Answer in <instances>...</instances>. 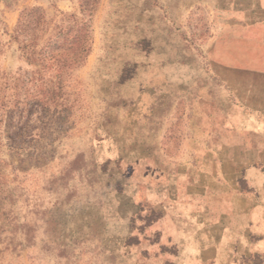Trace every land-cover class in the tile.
<instances>
[{
	"label": "rangeland",
	"instance_id": "374dc122",
	"mask_svg": "<svg viewBox=\"0 0 264 264\" xmlns=\"http://www.w3.org/2000/svg\"><path fill=\"white\" fill-rule=\"evenodd\" d=\"M231 5L0 0V264H179L184 168L240 169L199 126Z\"/></svg>",
	"mask_w": 264,
	"mask_h": 264
},
{
	"label": "crops",
	"instance_id": "0c3cea01",
	"mask_svg": "<svg viewBox=\"0 0 264 264\" xmlns=\"http://www.w3.org/2000/svg\"><path fill=\"white\" fill-rule=\"evenodd\" d=\"M227 13L218 63L244 97L230 107L208 104L199 126L216 135L214 148L222 151L214 157L240 169L184 168L186 188L200 196L183 204L191 215L190 228L176 232L179 264H263L250 256H264V0H232Z\"/></svg>",
	"mask_w": 264,
	"mask_h": 264
},
{
	"label": "trees",
	"instance_id": "16d2710c",
	"mask_svg": "<svg viewBox=\"0 0 264 264\" xmlns=\"http://www.w3.org/2000/svg\"><path fill=\"white\" fill-rule=\"evenodd\" d=\"M40 18H42V17H39V19H38L39 22H40ZM57 40H59L58 36H57V38L54 41L57 42Z\"/></svg>",
	"mask_w": 264,
	"mask_h": 264
}]
</instances>
